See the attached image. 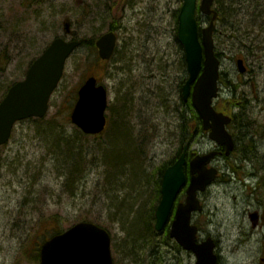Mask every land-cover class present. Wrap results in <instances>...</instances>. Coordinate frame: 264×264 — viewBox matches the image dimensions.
<instances>
[{
  "label": "rangeland",
  "instance_id": "obj_1",
  "mask_svg": "<svg viewBox=\"0 0 264 264\" xmlns=\"http://www.w3.org/2000/svg\"><path fill=\"white\" fill-rule=\"evenodd\" d=\"M126 1L123 9L120 0H0V99L54 37L83 42L67 59L47 113L17 122L0 146V264H39V244L83 220L109 231L113 264H194L192 253L164 243L163 234L152 253L146 221L159 169L185 142L180 113L190 100L181 97L186 73L173 15L180 1ZM236 7L234 22L220 20L214 36L223 78L233 84H221L216 103L236 115L228 126L236 146L214 161L220 174L199 195L203 209L194 222L201 237L217 241L219 264H264V0ZM237 25L241 42L231 37ZM109 29L117 34L115 52L102 61L94 42ZM238 57L249 72L238 71ZM91 73L107 91L108 125L97 137L70 121L77 88ZM66 142L81 151V165L63 159ZM213 146L197 132L191 150Z\"/></svg>",
  "mask_w": 264,
  "mask_h": 264
},
{
  "label": "water",
  "instance_id": "obj_2",
  "mask_svg": "<svg viewBox=\"0 0 264 264\" xmlns=\"http://www.w3.org/2000/svg\"><path fill=\"white\" fill-rule=\"evenodd\" d=\"M213 0H201L200 10L211 13ZM196 0H183L178 14L177 38L184 48L188 79L182 86L184 100L188 99L192 87V103L202 120V128L209 130V137L224 147L227 156L234 148L231 134L226 124L231 118L217 112L212 106V98L217 95L218 60L214 55L211 34L214 28V13L210 24L202 31V44L198 38L195 18ZM64 30L69 32V22L64 21ZM116 36L109 31L97 41L101 59H108L113 52ZM80 44L79 41H65L58 37L45 49L29 67L24 80L14 83L0 101V144L5 143L17 120L27 117H42L48 107V99L56 87L66 58ZM204 61L202 66V59ZM242 72V60L237 61ZM201 72V73H200ZM106 90L97 85L94 76L88 77L77 91V100L70 113L71 122L85 134H99L104 129L106 118ZM186 147L176 161L167 167L161 180V199L155 211V230L162 231L169 220L174 201L187 183L184 202L176 206L175 215L169 228V236L184 250L195 257L194 264H216L215 242L211 237L198 242L197 226L191 224L192 212L201 210L197 196L204 191L217 174L214 167L207 164L217 151L196 155L189 161L190 176L187 179L184 165ZM256 214L251 215L255 220ZM39 264H112L110 236L108 232L91 222H78L62 233L41 243Z\"/></svg>",
  "mask_w": 264,
  "mask_h": 264
},
{
  "label": "trees",
  "instance_id": "obj_3",
  "mask_svg": "<svg viewBox=\"0 0 264 264\" xmlns=\"http://www.w3.org/2000/svg\"><path fill=\"white\" fill-rule=\"evenodd\" d=\"M232 2H237L236 0H231ZM244 3L245 1H248V0H242ZM224 2V1H223ZM227 2V1H226ZM232 2H228V3H231L233 4ZM251 2V0H250ZM225 3V2H224ZM226 4V3H225ZM176 23H177V20H176ZM175 39H176V36H175ZM178 47L180 49V57H179V61H180V64L183 66L184 65V55L182 53V47L181 45L178 44ZM96 74V73H94ZM188 108V110H185L181 113V117H183V114L186 112H188V114L190 115V117L192 118V120L197 124L199 125L200 124V121H199V117L197 116L196 112L194 111L191 103H189L188 105L185 104ZM234 105H236V103H234ZM231 105L227 106V107H224L223 104L222 105H216V109L217 110H220V111H223L225 108H230ZM226 113H229V112H226ZM234 117V120H236V116H233ZM238 120V119H237ZM188 123H189V120H186L184 122V130H187L190 132L189 130V126H188ZM80 133V132H79ZM190 134L189 133V137L186 139V141L188 142L189 139H190ZM64 146L65 148L68 149V152H63V159H65L66 157L69 159V161L74 164V165H81V161L84 159L83 156H82V153L81 151L79 150V148L75 147V145L73 143H64ZM118 150V149H117ZM181 152V148L178 150L176 156ZM115 154L117 155L118 152H115ZM136 154V152H135ZM107 157H110L109 154H107ZM126 158V157H125ZM175 157L170 159L167 163H165L160 169H159V172H158V177L156 179V187H155V197H154V202L150 203L149 204V212H148V217H147V222L149 223V246H151V252L154 253V254H157L159 252V244L157 243V237H158V233L155 232V229H154V211H155V207H156V204L159 200V197H160V177H161V173L163 171V169L170 163H172L174 161ZM125 161V160H124ZM109 162L110 164H113L112 167L113 169L115 168L116 169V163L113 162V159L109 158ZM122 166V165H121ZM132 228H136V227H132ZM138 230V229H137ZM60 230H58L59 232ZM57 233V230H53L50 234L51 235H54ZM164 243H168L169 241H172L167 233H164ZM173 242V245L174 247H176L177 249H180V247L174 242ZM38 256V255H37Z\"/></svg>",
  "mask_w": 264,
  "mask_h": 264
},
{
  "label": "flooded vegetation",
  "instance_id": "obj_4",
  "mask_svg": "<svg viewBox=\"0 0 264 264\" xmlns=\"http://www.w3.org/2000/svg\"><path fill=\"white\" fill-rule=\"evenodd\" d=\"M179 1H180V6H181L183 0H179ZM196 1H197V4L200 2V0H196ZM215 1H217V0H214L213 1V11H215V9H216L217 12H218L217 20L215 22L216 23V26H217V24H218V22L220 20L225 25H229L231 22L233 23L234 20H233L232 15L233 14L236 15V12L237 11H233L231 9H223L224 4H222L221 7L220 6H215ZM123 4H124V6H123ZM127 5H128V2L126 0H120L119 7L123 6V9H124ZM237 10H239V9H237ZM238 12H241V11H238ZM174 14L175 13L173 12V15ZM259 14L262 17V19H264V9ZM197 15H198L199 27H200V30H201L204 26H206V25H208L210 23L212 14L205 16L202 13H200V11H199V12H197ZM216 32H217V27H216V29L213 32V40H214V36H215V33ZM231 37L234 38L235 40H237L238 42H241L242 38L245 37L243 35V29L241 27H239L238 30H234L233 33H232V35H231ZM214 45H215V41H214ZM244 66H245V72H249L250 71V68L246 65L245 61H244ZM222 74H223V72L221 71L220 76ZM222 77H223V75H222ZM221 84H222V79L220 80V78H219V81H218V95L219 96L221 94L220 93ZM231 85H233V84L231 83ZM196 132H197V128L194 129V136L192 137V140L195 138Z\"/></svg>",
  "mask_w": 264,
  "mask_h": 264
},
{
  "label": "bare ground",
  "instance_id": "obj_5",
  "mask_svg": "<svg viewBox=\"0 0 264 264\" xmlns=\"http://www.w3.org/2000/svg\"><path fill=\"white\" fill-rule=\"evenodd\" d=\"M116 169L119 170V171L121 170V168L117 165V163H116Z\"/></svg>",
  "mask_w": 264,
  "mask_h": 264
}]
</instances>
